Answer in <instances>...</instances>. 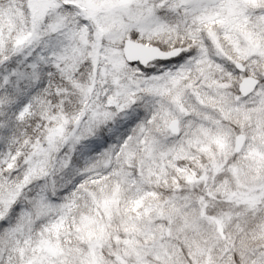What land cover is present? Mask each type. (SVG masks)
<instances>
[{
  "label": "snow or ice",
  "instance_id": "1",
  "mask_svg": "<svg viewBox=\"0 0 264 264\" xmlns=\"http://www.w3.org/2000/svg\"><path fill=\"white\" fill-rule=\"evenodd\" d=\"M0 264H264V0H0Z\"/></svg>",
  "mask_w": 264,
  "mask_h": 264
}]
</instances>
